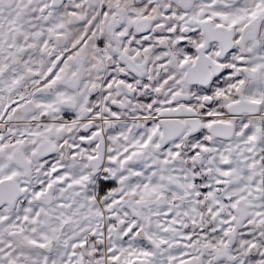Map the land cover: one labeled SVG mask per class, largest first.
Returning <instances> with one entry per match:
<instances>
[{
	"label": "snow or ice",
	"instance_id": "6c2138e0",
	"mask_svg": "<svg viewBox=\"0 0 264 264\" xmlns=\"http://www.w3.org/2000/svg\"><path fill=\"white\" fill-rule=\"evenodd\" d=\"M0 264H264V0H0Z\"/></svg>",
	"mask_w": 264,
	"mask_h": 264
}]
</instances>
